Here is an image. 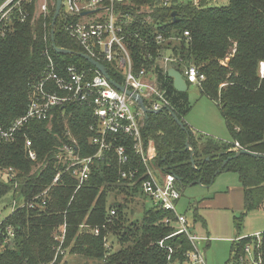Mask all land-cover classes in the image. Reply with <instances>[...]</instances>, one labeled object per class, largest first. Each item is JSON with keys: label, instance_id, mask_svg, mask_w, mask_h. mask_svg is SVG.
Segmentation results:
<instances>
[{"label": "trees", "instance_id": "trees-1", "mask_svg": "<svg viewBox=\"0 0 264 264\" xmlns=\"http://www.w3.org/2000/svg\"><path fill=\"white\" fill-rule=\"evenodd\" d=\"M4 1L0 0V5ZM37 1L18 0L9 13L11 22L5 26L0 23V126L4 128L26 111L30 90L43 72L47 55L59 73L69 65L93 68L81 56L85 54L83 48L69 36L63 10L52 26L56 0H48L47 12L36 15ZM125 1L117 8L132 16L123 25L132 70L143 69L164 91L170 110L182 122L179 126L166 108L145 114L141 136L145 147L148 140L153 141L155 154L150 161L164 176L174 175L179 191L191 184L208 187L217 174L235 172L242 187L244 212L261 206L264 80L259 78L258 64L264 60V0H227L224 5L200 0L197 5L188 2L168 7L157 0ZM53 44L72 53H58ZM102 64L111 80L123 83L120 70ZM189 66L203 74L198 85L200 95L216 103L230 142L194 132L184 120L190 110L186 91L174 88L168 68L180 72L189 86L184 74ZM143 102L148 107V102ZM52 113L50 120H30L13 140L0 141V199L7 193L16 199L13 210L0 221V229L11 226L14 230L5 243L0 238V264L48 262L62 225V248L71 257L63 264H185L191 244L184 233H176L175 214L161 209L142 191L141 183L148 175L131 140L119 137L129 145L126 163L119 164L115 149L110 148L93 159L88 178L77 187V177L66 169L57 152L72 144V137L82 157L97 152L89 140L93 134L90 125L95 123L92 108L68 102L54 107ZM26 140L36 153L34 161L27 156ZM234 142L262 156H235L231 150ZM9 168L13 171L7 178L4 171ZM133 170L136 173L132 176H121L122 171ZM57 173L59 178L52 183ZM119 193L124 202L111 198ZM135 196L142 199L136 201L141 202L142 212L131 218L124 209L128 208L127 202L135 201ZM146 199L151 202L148 207ZM94 227H98V234L90 231ZM109 234L118 242V248L112 249L107 243ZM260 234L264 251V231ZM250 239L243 236L233 240L225 264L233 251L240 253ZM260 264H264V258Z\"/></svg>", "mask_w": 264, "mask_h": 264}, {"label": "built area", "instance_id": "built-area-1", "mask_svg": "<svg viewBox=\"0 0 264 264\" xmlns=\"http://www.w3.org/2000/svg\"><path fill=\"white\" fill-rule=\"evenodd\" d=\"M199 1L157 0L163 7L188 2L197 5ZM47 2L48 0H38L39 4L36 6L38 13L45 14L47 12ZM17 3L18 0H5L0 5V23L2 22L4 26L11 22L9 13ZM125 3V0H61L60 10H63L65 28L69 36L80 44L85 54L101 64L105 62L116 70H120L123 76V83L120 85L133 93H137L142 102L146 100L148 107L143 102L145 108L151 111H160L164 108L170 110L171 104L164 91L155 85L143 69L138 72L132 70V63L124 43L123 34V25L132 16L117 8L118 5ZM68 17L74 18L67 20ZM184 35L188 36V32L184 31ZM160 38L161 36L158 35L157 39ZM184 74L190 84L199 85L204 78L195 66L186 68ZM258 75L260 79L264 80V60L258 64ZM68 102L90 106L95 120V123L90 125L93 134L89 138L90 143L97 147V152L93 156L82 157L73 137L72 144L60 147L57 152L58 159L66 164V169H71L77 177V187L88 178L93 159L101 157L102 153L110 148L115 149L119 164L126 163L129 145L121 142L119 137H128L131 140L132 149L140 155L146 167L148 178L141 183L142 191L151 197L161 209L170 210L175 214L176 219L173 223L176 226V233H184L191 244V250L186 253L187 261L185 264H205L204 256L198 244L199 241L206 238L192 232L187 217L175 210L181 195L175 186L174 175L167 174L163 181H159L148 165L155 154V150L152 140H148L146 147L143 145L141 127L145 112L136 100L125 91L117 89L110 82V79L96 67L84 69L69 65L63 73H59L55 69L53 59L47 55V63L43 72L30 90L26 111L14 118L7 127L0 126V141L13 140L18 131L30 120H50L53 114L52 109ZM68 135L71 136L70 133ZM241 148L243 147L234 142L231 150L236 152ZM25 149L28 158L31 161L36 160V153L29 140L25 141ZM9 171L13 170L9 168L4 171L7 178H10ZM134 173L136 170L122 171L121 176H132ZM58 178L59 173L55 175L52 183H56ZM15 204L16 201L14 200L12 210ZM110 214H114V210H110ZM165 222L169 223L168 219H165ZM90 231L93 234H98L99 229L94 227ZM13 235L14 230L11 226H5L3 230L0 229V238H2L3 243L11 239ZM64 236L65 225H62L60 232L55 237L57 245L54 247L52 259L42 264H63L66 256V251L62 248ZM249 236L251 239L242 247L241 252L237 253L234 250L226 264H260L262 262L264 251L261 249V234L258 232Z\"/></svg>", "mask_w": 264, "mask_h": 264}, {"label": "rangeland", "instance_id": "rangeland-1", "mask_svg": "<svg viewBox=\"0 0 264 264\" xmlns=\"http://www.w3.org/2000/svg\"><path fill=\"white\" fill-rule=\"evenodd\" d=\"M226 2L227 0H208L209 5H224ZM37 4L38 1L36 6ZM185 91L190 110L184 120L190 128L199 134L230 142V134L216 103L201 96L196 84H189ZM149 164L154 176L163 181L164 174L160 169L152 161ZM180 195L175 210L186 215L193 228L192 232L206 238L198 244L205 264H225L233 240L264 231V198L261 206L244 212L242 187L235 172L224 171L217 174L208 187L200 184L187 185L182 188ZM111 198L124 202L122 193L113 194ZM14 200L16 201L10 193L1 197L0 221L12 211ZM137 200L142 199L135 196V201L127 202L128 208L124 209L131 218L140 216L142 212L141 202H136ZM144 203L146 207L151 204L148 199ZM107 243L112 245V249L119 246L110 234ZM66 258L68 260L71 257L66 254Z\"/></svg>", "mask_w": 264, "mask_h": 264}, {"label": "water", "instance_id": "water-1", "mask_svg": "<svg viewBox=\"0 0 264 264\" xmlns=\"http://www.w3.org/2000/svg\"><path fill=\"white\" fill-rule=\"evenodd\" d=\"M60 9H61V0H56L55 1V8H54V14H53V17H52V26L54 25V22L57 18V16L59 15V12H60ZM175 14V12H173V15ZM53 30H51V39L53 41ZM53 48L56 52L58 53H63V54H70L72 53L70 50L68 49H64V48H59V47H56L54 44H53ZM81 56L87 60L90 64H92L94 67H96L102 74H104L107 78H109L106 70H105V67L103 66V64H101L100 62L90 58L87 54H81ZM168 75L170 77H172L173 79V86L174 88L179 91V92H184L187 88L186 86V82L183 78V76L181 75L180 72H178L177 70H175L174 68L170 67L168 68ZM110 79V78H109ZM110 82L119 90H122V91H125L128 95H130L134 100H136V102L138 103V105L141 107V109L146 113L150 112L151 110L147 109L144 107L143 105V102H142V99L141 97L137 94V93H133L131 92L130 90L126 89L124 86L120 85V84H117L115 83L113 80L110 79ZM153 112V111H151ZM169 113L171 114V116L174 118V120L179 124V126H182V122L175 116V114L169 110ZM187 148V146H186ZM240 153H245V154H249L251 156H254V157H257V156H262L261 154L259 153H256V152H251V151H248L247 149H244V148H241L239 150L236 151L235 153V156L240 154ZM225 163V161H224ZM219 172V171H217Z\"/></svg>", "mask_w": 264, "mask_h": 264}, {"label": "crops", "instance_id": "crops-1", "mask_svg": "<svg viewBox=\"0 0 264 264\" xmlns=\"http://www.w3.org/2000/svg\"><path fill=\"white\" fill-rule=\"evenodd\" d=\"M158 179V178H157ZM159 180V179H158ZM162 181V180H161ZM180 199V198H179ZM178 202V201H177ZM186 216V215H185ZM200 236V235H199ZM201 236H203V235H201Z\"/></svg>", "mask_w": 264, "mask_h": 264}]
</instances>
